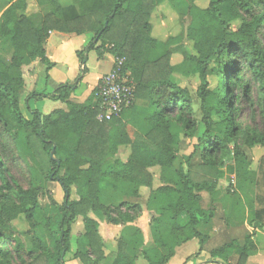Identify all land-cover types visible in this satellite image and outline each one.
I'll use <instances>...</instances> for the list:
<instances>
[{"label": "trees", "instance_id": "trees-1", "mask_svg": "<svg viewBox=\"0 0 264 264\" xmlns=\"http://www.w3.org/2000/svg\"><path fill=\"white\" fill-rule=\"evenodd\" d=\"M32 1L38 7L33 12ZM196 1L186 0L196 26L184 30V13L174 0H0V49L7 44L11 48L7 61L0 57V264H100L109 257L112 264H135L138 257L147 264H167L180 244L196 239L203 246L207 237L202 229L211 225L219 182L225 178L235 183L225 193L232 201L224 223H246L251 233L241 245L233 240L212 250L211 261L227 264L235 256L237 264H246L257 254L254 236L264 230V222L247 197L255 171L244 150L264 147V49L258 38L264 28V0H207L206 7ZM165 4L171 9H156ZM42 6L50 9L34 26L31 18ZM156 10L162 11L163 27L169 11L174 12L180 30L174 34L172 29L163 40L153 37ZM53 31L91 34L87 51L94 50L99 58L110 54L113 67L123 60L122 72L128 71L134 84L133 100L145 103L146 112L130 107L99 122L97 87L76 104L69 101L76 87L60 84L52 95L29 94L25 104L30 98H49L65 103L67 110L47 115L34 110L26 118L20 105L21 68L36 60L47 70L53 67L45 54ZM76 55L84 66L85 51ZM177 55L180 60L173 62ZM173 74L197 76L203 126L178 169H173L178 146L195 138L198 125L191 95L172 80ZM209 77L216 79L214 85ZM242 104H247L252 125L242 118ZM256 119L259 123L253 124ZM124 120L135 130L133 139ZM120 148L127 149L122 159L116 157ZM9 160L24 165L26 187L10 173ZM50 183L62 190L61 203L51 196ZM72 189L77 199H70ZM203 192L210 197L207 210ZM44 198L47 203L41 206ZM126 198H144L150 215L148 248L134 225L143 207ZM89 212L121 226L114 254H106ZM78 217L85 250L73 254L70 236ZM19 219L27 225L25 231L13 226Z\"/></svg>", "mask_w": 264, "mask_h": 264}, {"label": "rangeland", "instance_id": "rangeland-1", "mask_svg": "<svg viewBox=\"0 0 264 264\" xmlns=\"http://www.w3.org/2000/svg\"><path fill=\"white\" fill-rule=\"evenodd\" d=\"M208 1L207 0H197L196 4L199 7H206L207 6ZM174 4L176 9H178L180 12L184 13V19H183V29L185 30L188 27H195L196 23L192 22L190 17L188 16V8L189 5L186 2V0H174ZM38 9V7L32 2H30L29 5V11L33 12L36 11ZM39 13L34 15L31 18V21L33 23L34 26H39L41 24V21L43 19V17L48 13L49 11V7L47 6H42L39 8ZM156 9H165V11H168V9H171L170 7H168L166 4L165 5H161L159 7H157ZM161 13L162 11H155L154 13V21L151 18V23L153 25V31H152V36L159 39V40H163L165 39L169 34H172V29H173V33L176 34L179 30L180 27L176 25V15L174 14V12L169 11V14H167L166 18L168 20L165 21L164 23V27L162 25L161 22ZM156 24V26H155ZM173 27H171L170 25ZM162 27V28H161ZM87 41V43L83 46V49L85 51V57H86V62H85V67L86 72L85 74L82 72V68H80V62L78 60V58L74 55H72L70 52L66 53L63 57V60H61L56 67L53 65V67H51L49 70L46 69V66H44L43 64H40L38 67L35 68V79H36V86H35V90L34 93L32 94H47V95H52L54 92V86H57V79H60L62 82L64 83H69L68 85H72L75 86L76 89L74 90V92L71 94L72 98L71 100L74 102H81L83 100V96L85 94V92L94 84L95 82V78L104 72H107L111 66V61H112V56L110 54H105L103 57L99 58L96 54V52L94 50H90L87 51V47L88 44L91 42V38L92 35L91 34H85L83 35ZM259 43L260 45L263 47L264 49V28L260 31L259 34ZM184 43H186V41L184 40ZM10 46L7 45H2L1 49H0V57L3 58L4 61H7L10 57ZM12 51V50H11ZM180 56H176L175 60H173V62H177L180 60ZM65 60L67 62H65ZM76 60H77V66H76ZM232 63L238 62L240 63L241 61L239 59H232L231 60ZM75 66V67H74ZM55 67V68H54ZM50 72H51V76H50ZM176 79L174 82L175 83H179L181 86H185L186 89L188 90V92L191 95L192 98V103H193V107H194V111H195V118L197 120V134L195 136V138L193 139H185L183 140L179 146H178V151H177V159L175 161V164L173 166V169H178L180 165L183 164V157L189 155L192 152V146L196 141V138L198 136L201 135L202 131H203V126L200 123V112L198 109V101L196 98V91H197V87L199 86V80L197 78V76H190L189 78H183L180 76H176ZM209 82L211 83V85H214L216 83V79L214 77H209ZM57 89V88H56ZM25 92L22 94L21 96V100H20V105H21V112L22 114L28 118L29 117V112L30 111H34L37 110L38 112L42 113V114H49L50 112H52L55 109H63V110H67V105L61 101L58 100H51L49 98H42V99H33L30 98L28 99V103L27 105L25 104ZM25 97V98H24ZM130 107H134L139 109L140 111H145L146 110V105L143 102L140 101H133V104ZM28 108V109H27ZM250 116V111L247 107V104H242V118L246 119V124L252 125L250 121H247V118ZM259 123V119H256L255 123L253 124H258ZM127 132L129 134V136L131 137V139H133L134 137V130L127 126L126 127ZM177 128L174 126L172 127V132H176ZM245 154L247 155V157L252 161V168L255 171V182L252 186H250V188L247 189V197L249 199V203H251V208L252 210H256V212H262V216H263V222H264V147H254L250 152L248 150H244ZM127 154V149L125 148H120L119 152H118V157L122 156L123 158L125 157V155ZM198 161L197 157H195L193 159V163H196ZM8 168L10 173L12 174V176L14 177V179L16 180V182L18 184H20L23 187H26L27 185V178H26V170L23 164H21L18 160H9L8 162ZM219 194H217L218 196L220 195H225L227 189H229V192L231 193L235 180L233 178H225L224 180H221L219 182ZM49 191L51 196L53 197L54 200L58 201L59 203H61L63 201V192L60 189V187L58 186V184L56 183H50L49 184ZM227 195V194H226ZM230 195V194H229ZM228 196V195H227ZM231 196V195H230ZM229 197V203L231 204V197ZM71 200L77 199L75 193H74V189H72V193L70 196ZM125 200H129L128 202H132V203H138V204H142L143 205V200L144 198L141 199H137L136 202L135 199H131V198H126ZM205 202L203 203V205L206 203L207 201V197H204ZM241 200L242 202L245 201V196H241ZM115 201V200H114ZM120 201H122V199L118 200L115 203H120ZM210 201V199H209ZM108 202V201H107ZM106 202V203H107ZM41 206L46 205L47 203V199L44 198L42 200H40ZM210 203V202H209ZM249 208V207H248ZM221 208L218 211L220 215H222L221 212ZM150 216H145V221L148 224V220H149ZM219 222V216L216 217V224L218 225ZM80 224V226L82 225V221H81V217L76 218L75 222H74V227H76V232L79 230V228L77 229V225ZM246 225V223H244ZM14 226L15 228L22 232V230H26L27 229V225L25 224V222L23 220H16L14 222ZM83 226V225H82ZM247 226V225H246ZM248 227V231L251 232V228L249 226ZM240 228L239 230H235L237 233L241 232L244 233V230ZM103 231L105 232V229H103ZM148 231V230H147ZM74 232V229L72 230V233ZM149 233V232H148ZM233 236V235H231ZM117 237V236H116ZM22 240H24L25 242H28V239L25 236H21ZM254 240L257 244V253H263L264 252V230L263 231H258L256 232V235L254 236ZM221 242H216L213 241L212 239H210L207 242V248H213L216 247L218 245H220ZM194 246H197V248L192 249ZM117 248V243L116 240L111 241L108 246H106V250L108 251V253H115V250ZM198 241L196 239H193L189 242L186 243L185 246H183L182 248V252L184 253H190V252H194V251H198ZM196 249V250H195ZM264 257V256H262ZM135 264H147L145 260H143L141 257H138V259L136 260Z\"/></svg>", "mask_w": 264, "mask_h": 264}, {"label": "crops", "instance_id": "crops-1", "mask_svg": "<svg viewBox=\"0 0 264 264\" xmlns=\"http://www.w3.org/2000/svg\"><path fill=\"white\" fill-rule=\"evenodd\" d=\"M83 35H85V34H83ZM83 35L64 34V33H59V32H55V31L50 32L49 37H48L47 42H46V45H45V54H46V57L48 58V60L50 61V63H52L56 67V65L61 60H63L64 55L68 52H70L72 55L77 57L76 53L82 51L83 46L87 43V41ZM65 62H67V61L65 60ZM111 62L112 63H111L109 70L107 72L99 74L95 78L94 84L85 92V94L83 96V100L81 102L72 101L71 100L72 95L70 96L69 101L72 103H76V104L83 103L88 98V96L90 95L92 90L95 87H97L100 79L104 75L109 73L111 71V69L113 68V65H114L113 57H112ZM40 64L41 63L38 60H36V61L32 62L31 64L23 66L21 68L24 86H23V90H22L21 95H20V100H21V96L24 92L26 94L25 97L29 94L34 93L35 86H36V83H35L36 79H35L34 72H35V68L38 67ZM76 66H77V60H76ZM80 68L87 69L85 66H82L81 64H80ZM50 76H51V72H50ZM176 76H179V75L178 74L172 75L173 81L177 80ZM57 80H58L57 84H56L57 86H54V91L56 90V88L60 84H66V83L62 82L60 79H57ZM67 84H69V83H67ZM177 84H179V83H177ZM43 95H45V94H43ZM131 104L129 106H131ZM129 106L127 108H129ZM135 110L140 111L137 108H135ZM64 111H66V110H64ZM140 112H146V110L140 111ZM43 115H47V114H43ZM124 121L126 123V127L129 126L134 130V128L129 124V122L127 123V120H124ZM134 132H135V130H134ZM118 152H119V150H118ZM116 157L120 158V159L123 158L122 156L118 157V155ZM219 188L220 187L218 186L217 193L219 192ZM200 195L202 198V206L204 209L207 210L210 206V203H209L210 197L207 193H204V192L201 193ZM205 196L207 197V201L203 205V203L205 202V200H204ZM136 200L137 199H135L134 202H136ZM140 205L143 207L142 216L137 221H135L134 225L140 228V230L143 234V237H144V246H145V248H148L152 245V240H151V235L149 232L148 224L145 221L146 220L145 216H150V215L144 209V204L143 205L140 204ZM213 206L215 209H214V217L212 219L211 225L208 227H204L202 229L205 236L207 237L203 246L200 247L198 244V247H199L198 251H194V252H190V253L189 252L184 253V252H182V248H183V246L186 245L187 242L180 244V246L175 251V255L173 256V258H171L169 260V262L167 264H225L224 262H222L221 260H218V259L211 261L210 252L214 249L219 248L220 246H222L224 244H227V243L233 241V240L238 241V243L240 245L243 244L244 237L251 233L247 230L248 227L244 223H241V222H229L228 225H225V223H224L225 219L227 218V216L229 214V209H230L229 197L226 195H224V196L223 195H220V196L217 195V198L215 200V204ZM220 208L222 210L221 211L222 215H220L218 212L220 210ZM217 216H219L218 225L215 223ZM88 217L90 219L94 220L98 224V232H99V235H100L105 247L108 246V244L111 241L117 240L119 231L121 230V226H113V225L107 224L105 222V219L102 218L99 214H94V213L89 212ZM13 226H14V223H13ZM78 228H79V230L76 232L75 231L76 227H74V225H72V230L74 229V232L72 233V230H71L70 250H71V253H73V254L76 253L78 250H85V244L82 243V241H81V237L84 234L83 226L82 225L80 226V224H78L77 229ZM240 228H242L244 230V233H241V232L237 233L235 231V230H239ZM103 229H105V232L103 231ZM22 231H25V230H22ZM231 235H233V236H231ZM210 239H212L213 241H216V242H221V244L216 246V247H213V248H207L206 245ZM194 248H197V246H194L192 249H194ZM115 252H116V250H115ZM106 254H108L107 250H106ZM110 254L112 255L114 253L111 252ZM262 256H264V252L263 253L258 252L256 255L249 257L246 264H264V257H262ZM112 261H113L112 258L109 257V258L103 260L100 264H112ZM66 264H81V262L79 260H69ZM227 264H237V257H235V256L230 257Z\"/></svg>", "mask_w": 264, "mask_h": 264}, {"label": "built area", "instance_id": "built-area-1", "mask_svg": "<svg viewBox=\"0 0 264 264\" xmlns=\"http://www.w3.org/2000/svg\"><path fill=\"white\" fill-rule=\"evenodd\" d=\"M123 60L117 62L109 73L104 75L98 85V114L96 120L107 122L120 116L133 102L134 84L130 73L122 72Z\"/></svg>", "mask_w": 264, "mask_h": 264}, {"label": "water", "instance_id": "water-1", "mask_svg": "<svg viewBox=\"0 0 264 264\" xmlns=\"http://www.w3.org/2000/svg\"><path fill=\"white\" fill-rule=\"evenodd\" d=\"M50 155H51V157H52V153H51Z\"/></svg>", "mask_w": 264, "mask_h": 264}]
</instances>
